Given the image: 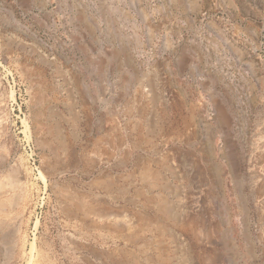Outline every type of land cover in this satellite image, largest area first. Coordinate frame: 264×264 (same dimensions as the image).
Instances as JSON below:
<instances>
[{"label": "rangeland", "instance_id": "rangeland-1", "mask_svg": "<svg viewBox=\"0 0 264 264\" xmlns=\"http://www.w3.org/2000/svg\"><path fill=\"white\" fill-rule=\"evenodd\" d=\"M0 221V264H264V0H0Z\"/></svg>", "mask_w": 264, "mask_h": 264}, {"label": "bare ground", "instance_id": "bare-ground-1", "mask_svg": "<svg viewBox=\"0 0 264 264\" xmlns=\"http://www.w3.org/2000/svg\"><path fill=\"white\" fill-rule=\"evenodd\" d=\"M42 100H43V98H42ZM42 100H41V101H42ZM41 106H42V105H41ZM49 115H50V114H49ZM52 116H53V115H52ZM35 117H36V116H35ZM41 117H42V115H41ZM54 117H56V116H54ZM71 117H72V116H71ZM52 118H53V117H52ZM59 118H60V117H59ZM42 119H43V118H42ZM60 119H61V118H60ZM73 119L75 120V118H73ZM73 119H72V120H73ZM32 120H34V119H32ZM35 120H36V119H35ZM35 120H34V121H35ZM69 120H70V119H69ZM55 121H56V120H55ZM40 122H42V121H40ZM47 122H48V121H47ZM74 122H75V121H74ZM38 123H39V122H38ZM39 124H40V123H39ZM48 125H49V124H48ZM45 126H46V125H45ZM50 126H51V125H50ZM55 126H56V125H55ZM71 126L74 127L75 125H73V124L71 123ZM51 127H52V126H51ZM56 127H57V126H56ZM58 127H59V126H58ZM74 128H75V127H74ZM58 129H59V128H58ZM72 129H73V128H72ZM50 130H53V129L50 128ZM73 130H74V129H73ZM73 130H72V131H73ZM75 130H76V129H75ZM48 131H49V130H48ZM50 132H52V131H50ZM73 133H75V132H73ZM73 133H72V134H73ZM59 134H61V132H60V133L57 132V135H59ZM72 134H71V135H72ZM75 134H76V133H75ZM45 135H46V134H45ZM53 135H54V134H53ZM73 135H74V134H73ZM73 135H72V136H73ZM48 136H49V134H48ZM59 136H60V135H59ZM59 136H58V137H59ZM71 138H73V137H71ZM61 139H62V137H61ZM61 139H60V142H61ZM42 140H43V139H42ZM42 140H41V141H42ZM57 140H58V138H57ZM57 140H55V141H57ZM73 140H74V139H73ZM55 141H53V142H55ZM48 142H50V141L48 140ZM53 142H52V143H53ZM58 142H59V141H58ZM45 143H46V142H45ZM45 143H44V145L46 146L47 143H46V144H45ZM49 144H50V143H49ZM41 145H43V144H41ZM51 145H52V144H51ZM51 145H50L49 148H51L52 151L55 150V149H53V147H51ZM63 145H64V144H63ZM52 146H53V145H52ZM59 146H60V145H59ZM47 147H48V146H47ZM55 147H56V146H55ZM49 148H48V150H50ZM64 149H65V148H64ZM58 150H59V149H58ZM61 150H62V149H61ZM67 150H68V149H67ZM56 151H57V150H56ZM129 153H130V152H129ZM256 153H257V151H256ZM126 154H127V153H126ZM260 158H261V157H260ZM260 158H259V159H260ZM74 159H75V158H74ZM250 162H251V161H250ZM54 168H55V167H54ZM55 170H56V169H55ZM45 171H46V170H45ZM62 174H63V173H62ZM3 186H4V184H3ZM72 196H73V195H72ZM74 196H75V195H74ZM68 198H69V197H68ZM68 198H67V199H68ZM90 199H91V198H90ZM75 200H76V198H75ZM75 200H74V201H75ZM74 201H73V202H74ZM101 201H102V200H101ZM157 201H158V200H157ZM77 203H78V202L76 201V204H75V205H77ZM73 204H74V203H73ZM80 206H81V205H80ZM83 206H85V205L83 204ZM92 206H93V205H92ZM97 206H98V205H97ZM97 206L94 205V207H97ZM101 207H103V206H101ZM163 207H164V206H163ZM80 208H81V207H80ZM80 208H79V209H80ZM91 208H92V207H91ZM77 209H78V208H77ZM81 209H82V208H81ZM93 209H94V208H93ZM100 209H101V208H100ZM2 210H3V209H2ZM83 210H84V209H83ZM90 210H91V209H90ZM90 210H89V211H90ZM96 210H97V209H96ZM91 211H92V210H91ZM93 212H94V211H93ZM158 212H159V211H158ZM162 212H163V211H162ZM96 213H97V212H96ZM101 213H103V212L101 211ZM104 213H105V212H104ZM106 214H108V213H106ZM106 214H105V215H102V214H101L102 216L99 217V219H100V221H101L100 223H102V222H104V223H106V224L108 223V226H109V223H110V224H113L114 226H119V225H121L122 223L125 224L124 222H122L123 220L121 221V220H119V219H116V216H115V217H112V216H110V215H106ZM65 215H66V214H65ZM83 216H84V215H83ZM94 216H95V215H94ZM96 217H97V216H96ZM96 217H95V218H96ZM74 218H75V217H74ZM121 219H122V218H121ZM123 219H125V218H123ZM134 219H135V218H134ZM94 220H95V219H94ZM127 220H128V219H127ZM0 222H1V221H0ZM131 222H132V221H131ZM2 223H4V222H2ZM2 223H1V224H2ZM74 223H75V222H74ZM126 223H127V222H126ZM129 225H130V224H129ZM135 225H136V224H135ZM100 226H101V225H100ZM111 226H112V225H111ZM123 226H124V225H123ZM0 227H1V226H0ZM89 227H90V226H89ZM93 227H94V226H93ZM98 227H99V226H98ZM104 227H105V226H104ZM121 227H122V226H121ZM131 227H132V226H131ZM113 228H114V227H113ZM123 228H124V227H123ZM127 228H128V227H127ZM103 229H104V228H103ZM82 236H83V235H82ZM134 242H135V241H134ZM132 244H133V243H132ZM134 263H135V261H134Z\"/></svg>", "mask_w": 264, "mask_h": 264}]
</instances>
